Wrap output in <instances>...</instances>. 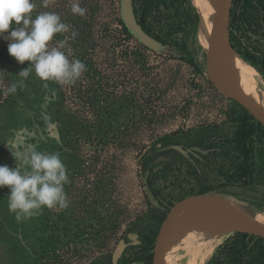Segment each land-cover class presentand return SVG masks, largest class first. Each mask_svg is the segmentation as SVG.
Returning <instances> with one entry per match:
<instances>
[{
  "label": "rangeland",
  "instance_id": "374dc122",
  "mask_svg": "<svg viewBox=\"0 0 264 264\" xmlns=\"http://www.w3.org/2000/svg\"><path fill=\"white\" fill-rule=\"evenodd\" d=\"M191 2L187 17L155 13L161 23L155 26L179 46L147 47L151 51L139 64L146 74L138 80L160 82L153 95L110 90L95 99L98 116L83 115L80 101L36 76L0 106V165L17 167L9 145L21 160L32 150L59 153L70 181L66 209L45 207L26 220L9 210L10 189L0 187V264H146L148 255L152 264L148 243L158 234V217L208 187L206 194L264 213V133L251 141L250 172L242 174L237 167L243 155L230 141L242 106L210 80L208 50L199 39L212 35L211 19ZM213 3L206 2L212 10ZM231 30L237 48L264 57L262 10L253 26L235 22ZM87 123L105 128L98 132ZM234 233L225 231L206 263Z\"/></svg>",
  "mask_w": 264,
  "mask_h": 264
},
{
  "label": "trees",
  "instance_id": "16d2710c",
  "mask_svg": "<svg viewBox=\"0 0 264 264\" xmlns=\"http://www.w3.org/2000/svg\"><path fill=\"white\" fill-rule=\"evenodd\" d=\"M134 12L139 24L150 33L157 41L165 45H176L168 32L161 25L155 26V22L161 24L156 12L162 10H173L187 17L194 8L191 0H133ZM35 9L33 17L42 12H53L61 17L62 22L69 27L67 33L57 34L49 43V46H58L59 41H65V51L69 59H79L86 65V72L71 85H61L56 82L64 97L78 100L80 114H92L98 116L102 110L94 103L95 99L101 97L110 90L122 92L128 91L133 97H145V91L153 95L158 92L160 82L153 84L144 81L140 84L138 78L146 74L145 66L139 64L145 62L148 49L129 32L125 26L119 11V0H33ZM191 2V3H190ZM79 3L86 9L82 17L73 14L71 5ZM239 9H235V7ZM193 8V10H192ZM264 12V0H234L232 9L231 28L235 22L253 26L256 16L260 11ZM179 16V15H178ZM193 22L196 16L191 18ZM188 22V21H187ZM11 30V29H10ZM72 31L77 32L75 39L72 38ZM7 35V33H5ZM232 41L233 31L231 30ZM135 43L136 46L131 44ZM9 41L0 38V106L14 100L36 77L34 69L25 80L23 88L18 87L15 93H9L8 87L18 82L21 77L19 72L30 64L25 61L20 64L8 53ZM234 47L238 53L250 62L257 71L264 77V57L259 59L250 52L242 51ZM69 94V96H68ZM84 103V104H83ZM243 114L238 120V128L230 140L233 147L243 155V160L238 165L242 174L250 172V155L253 147L251 141L258 133H264V126L259 123L247 110L242 107ZM87 128L102 132L103 125L87 123ZM151 184V179L147 177ZM211 190V187L201 189L197 194H204ZM165 215L158 217L161 223ZM157 232L149 239L150 250H152ZM146 264H151L148 255ZM206 264H264V238L256 237L247 233L236 232L228 237L213 253Z\"/></svg>",
  "mask_w": 264,
  "mask_h": 264
},
{
  "label": "clouds",
  "instance_id": "9594fccd",
  "mask_svg": "<svg viewBox=\"0 0 264 264\" xmlns=\"http://www.w3.org/2000/svg\"><path fill=\"white\" fill-rule=\"evenodd\" d=\"M34 9L33 0H0V38L9 41L8 53L17 62H30L18 74L22 79L8 87L9 93L23 88L33 69L42 81H55L61 85L74 84L87 70L79 59H69L70 53L63 51L65 41H59L58 46H49L57 34L69 31L68 25L53 12L46 11L33 17ZM71 11L82 17L86 13L79 3H73ZM71 35L75 39L77 32L72 31ZM9 147L17 167L0 165V187H9L8 207L17 220L38 216L45 207L66 209L69 200L65 185L70 181L59 153L32 150L24 153L21 160L13 147Z\"/></svg>",
  "mask_w": 264,
  "mask_h": 264
},
{
  "label": "water",
  "instance_id": "95a60500",
  "mask_svg": "<svg viewBox=\"0 0 264 264\" xmlns=\"http://www.w3.org/2000/svg\"><path fill=\"white\" fill-rule=\"evenodd\" d=\"M234 0H217L213 11V35L218 43L209 53L207 71L212 84L226 97L236 101L264 126V109L242 92L235 90L236 70L234 55L237 52L231 35V19ZM121 17L129 32L143 45L157 49V41L138 22L133 0H121ZM217 39V40H216ZM238 53V52H237ZM206 194V193H204ZM190 197L176 203L162 221L152 253V264H166L165 238L173 230L191 222H208L233 232L247 233L264 238V221L225 211L214 205L180 209ZM239 216L233 220L232 216Z\"/></svg>",
  "mask_w": 264,
  "mask_h": 264
},
{
  "label": "bare ground",
  "instance_id": "6f19581e",
  "mask_svg": "<svg viewBox=\"0 0 264 264\" xmlns=\"http://www.w3.org/2000/svg\"><path fill=\"white\" fill-rule=\"evenodd\" d=\"M216 1L214 0L212 10L210 6H207V0H194L203 17L207 20L211 19V30H213V11ZM214 38L209 35L200 36V43L208 50L207 54L218 44ZM238 54L236 52L234 55L236 70L235 90L246 94L264 109V88L262 86L261 75L250 62ZM205 205H214L225 211H235L242 215L264 221L263 212L261 214L256 211H250L214 194L194 195L187 199L180 209ZM232 219L238 220L239 216H232ZM226 230V228L208 222H191L180 226L170 232L165 238L166 264H205L212 254L214 247L222 240ZM170 247L172 252L169 254Z\"/></svg>",
  "mask_w": 264,
  "mask_h": 264
}]
</instances>
